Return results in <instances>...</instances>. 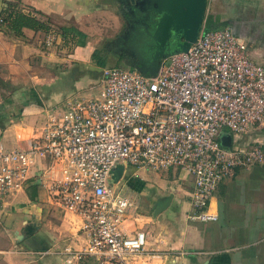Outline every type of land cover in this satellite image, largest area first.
Listing matches in <instances>:
<instances>
[{
	"label": "built area",
	"instance_id": "2783aa9c",
	"mask_svg": "<svg viewBox=\"0 0 264 264\" xmlns=\"http://www.w3.org/2000/svg\"><path fill=\"white\" fill-rule=\"evenodd\" d=\"M56 39L49 32L43 42L51 47ZM98 89L46 109L25 150L0 149V208L30 179L38 160L59 167L48 193L82 219L87 236L83 250L65 249L66 264L84 258L126 264L143 250V232L121 230L132 203L108 183L117 163L189 174L188 218L200 222L217 220L208 207L219 184L237 170L264 167V146L239 142L264 132V66L248 58L246 44L228 27L202 28L189 50L167 58L154 77L103 68ZM223 135L230 146L222 144Z\"/></svg>",
	"mask_w": 264,
	"mask_h": 264
},
{
	"label": "crops",
	"instance_id": "0c3cea01",
	"mask_svg": "<svg viewBox=\"0 0 264 264\" xmlns=\"http://www.w3.org/2000/svg\"><path fill=\"white\" fill-rule=\"evenodd\" d=\"M6 1L17 2L0 0V4ZM21 1L34 11L20 12L42 22L40 17L58 20L59 28L73 33V40L66 39L74 49L70 59L58 58L41 44L44 32L24 28L15 34L0 29L3 151L25 150L39 133L46 109L71 96L97 94L99 78L87 84L90 74L80 69L91 59L93 29L78 25H86L91 16L87 12L111 11L105 3L92 0ZM85 4L92 7L86 11ZM117 15L114 17L119 19ZM112 23L117 28L113 18ZM205 26L209 30L230 28L246 44L248 58L264 66V0H207L204 30ZM7 109L16 112L4 111ZM239 142L264 146V132H250ZM58 171L51 161L38 160L30 179L0 208V264H66L65 249L85 248L82 219L63 209L48 193ZM113 187L132 203L123 217L122 232H143L146 237L143 250L126 257V264H264V167L237 170L233 178L218 185L208 207L217 217L215 222L188 218L193 180L181 170L156 173L125 167ZM165 202L166 209L155 215L154 209ZM27 223L34 225L33 232L17 241ZM74 264L114 263L84 258Z\"/></svg>",
	"mask_w": 264,
	"mask_h": 264
},
{
	"label": "water",
	"instance_id": "95a60500",
	"mask_svg": "<svg viewBox=\"0 0 264 264\" xmlns=\"http://www.w3.org/2000/svg\"><path fill=\"white\" fill-rule=\"evenodd\" d=\"M129 16L125 20L126 30L113 45L121 44L122 51L135 57L129 68L148 77H154L162 63L170 56L186 53L204 24L207 0H127ZM229 135L221 136V142L228 146ZM124 169L115 164L108 181L114 180ZM168 206V202L154 209L156 215ZM17 241L30 235L34 225L27 223Z\"/></svg>",
	"mask_w": 264,
	"mask_h": 264
},
{
	"label": "rangeland",
	"instance_id": "374dc122",
	"mask_svg": "<svg viewBox=\"0 0 264 264\" xmlns=\"http://www.w3.org/2000/svg\"><path fill=\"white\" fill-rule=\"evenodd\" d=\"M87 1V0H86ZM85 1V2H86ZM96 3H105L104 5L111 9V11H90L87 12L90 14V18L86 20V25H81L78 27H90L93 29L91 34H93L95 38V42L91 45L90 49H93L92 51H101V57L105 58V65L103 68H109V67H120L124 69H130L128 66L130 62H133L135 57L131 56L128 53H125L122 51L123 46L121 44H117L116 47L113 45V41H116V39L124 34L126 30V25L124 24V21L128 19L129 16L126 15L127 10V0H92ZM15 8L19 11H34L31 7H29L25 2H22L21 0H17V2H14ZM86 5V4H85ZM91 8L92 6L89 5ZM89 7L86 5L85 9L86 11L89 10ZM115 8V9H114ZM123 11H121V9ZM47 8H45L46 10ZM120 10V11H117ZM116 10V11H114ZM118 14V15H117ZM119 16V19H116L114 16ZM112 18L117 22V28H114L112 23ZM41 20H43L46 25H48L49 30L47 33L45 32L44 36L41 39V44L50 49L56 57L62 58V59H70V56L73 54L74 45L72 43H69L67 39H63L60 34V24L58 20H54L52 22L49 19L40 17ZM50 24V26H49ZM104 27V28H103ZM113 27V30L111 28ZM118 29V30H117ZM53 33L56 36V41L51 47H47L43 40L46 34ZM105 39L106 42H103ZM69 44H68V43ZM95 48V49H94ZM92 52V53H93ZM115 52L121 53L119 56H115ZM72 57V56H71ZM89 65V66H88ZM101 67H98L96 65V60L90 59L88 62L81 66L80 69L85 71L86 73H89L87 76L89 77V81L87 84H92L93 82L97 81L98 78H100L101 70L103 69ZM82 73V72H81ZM230 146V144H228ZM163 173V172H160ZM126 186V185H125ZM118 191V189L116 190Z\"/></svg>",
	"mask_w": 264,
	"mask_h": 264
},
{
	"label": "trees",
	"instance_id": "16d2710c",
	"mask_svg": "<svg viewBox=\"0 0 264 264\" xmlns=\"http://www.w3.org/2000/svg\"><path fill=\"white\" fill-rule=\"evenodd\" d=\"M5 27L8 31L15 34H21L22 29L27 28L33 31L48 32L49 27L46 23L36 19L33 16L24 14L15 8L14 3L9 1L3 2L0 4V29ZM205 30H209L208 26H205ZM211 30V29H210ZM60 34L63 39H66L67 36L71 37L73 40L74 34L70 32H65L60 28ZM101 51H94L91 55V59L96 60V65L103 68L105 65V58L101 57ZM133 70V69H130ZM4 111H10L15 113L12 109H7ZM1 112V111H0ZM9 114V113H8Z\"/></svg>",
	"mask_w": 264,
	"mask_h": 264
},
{
	"label": "flooded vegetation",
	"instance_id": "af4514ba",
	"mask_svg": "<svg viewBox=\"0 0 264 264\" xmlns=\"http://www.w3.org/2000/svg\"><path fill=\"white\" fill-rule=\"evenodd\" d=\"M117 1L119 2V0H117ZM120 9H121V11H123L122 8H120ZM117 11H120V10L117 9ZM116 55L119 56V55H121V53H119V52H115V56H116Z\"/></svg>",
	"mask_w": 264,
	"mask_h": 264
}]
</instances>
